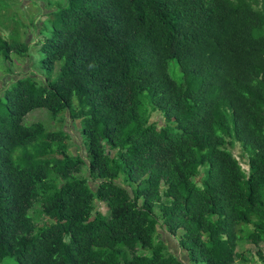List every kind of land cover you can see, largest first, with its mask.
<instances>
[{"label": "trees", "instance_id": "obj_1", "mask_svg": "<svg viewBox=\"0 0 264 264\" xmlns=\"http://www.w3.org/2000/svg\"><path fill=\"white\" fill-rule=\"evenodd\" d=\"M48 25L44 79L0 91V263L183 264L161 225L189 262L246 261L239 244L264 243V0H65ZM36 108L78 121L90 158L25 125ZM36 203L53 222L33 234Z\"/></svg>", "mask_w": 264, "mask_h": 264}, {"label": "rangeland", "instance_id": "obj_2", "mask_svg": "<svg viewBox=\"0 0 264 264\" xmlns=\"http://www.w3.org/2000/svg\"><path fill=\"white\" fill-rule=\"evenodd\" d=\"M64 3L65 0H0V37L9 43L16 44V42H22L28 45L27 55L25 57L18 56V54L11 52L9 57L6 58L5 55L0 53V91L3 86L10 87L18 77H22L25 74L38 80L44 79L47 70L39 65L41 54L39 52L38 42L48 35V30L50 28L48 25V16L53 10L62 6ZM169 64L170 70L175 68L174 63ZM57 65L58 63L54 65V70L50 76L56 74ZM60 117L58 116L52 119L47 109L36 108L25 115L23 123L29 125L34 122H41L48 130L62 129L67 131L70 137L66 139V143L68 144L70 153L72 155L77 154L81 159H89L90 155L83 148V140L82 137L79 136L78 121H72L66 112H62ZM151 120L161 124L163 122V117L161 113L154 112L151 114ZM17 150H20V148ZM231 150L240 161L242 168L247 170V154L242 152L238 144L233 146ZM83 168L85 172H82L80 175L88 176L85 167ZM97 182L98 181L88 177V183L91 187H94V189ZM133 186L134 183H132V187ZM93 203L95 207L101 208V204L97 200ZM39 210L40 206L36 203L29 211L31 216H34L33 221L36 224V229L33 231V234H36L42 227L53 222L51 219L41 221ZM156 213L160 214L158 208ZM159 220L161 222L162 218L159 217ZM240 226L246 225L241 224ZM179 235L180 232H177L175 236L170 234L166 231L165 227L161 225L157 227L154 239L156 243L159 240L166 242L170 252L176 254L183 264H204L201 261L191 260L189 262L185 251L178 248ZM240 244L237 248L238 252L244 254L246 261L238 258L233 264H262L258 260L255 251L261 249L264 253V243H260L256 246L247 241H242ZM7 262H12V260L4 259L0 264H7Z\"/></svg>", "mask_w": 264, "mask_h": 264}, {"label": "crops", "instance_id": "obj_3", "mask_svg": "<svg viewBox=\"0 0 264 264\" xmlns=\"http://www.w3.org/2000/svg\"><path fill=\"white\" fill-rule=\"evenodd\" d=\"M178 248L180 249L179 245H178Z\"/></svg>", "mask_w": 264, "mask_h": 264}]
</instances>
